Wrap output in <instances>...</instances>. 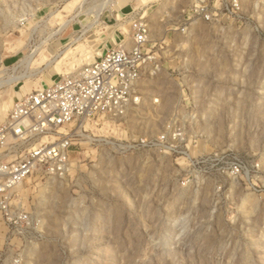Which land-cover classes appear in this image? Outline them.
Segmentation results:
<instances>
[{"label": "rangeland", "instance_id": "374dc122", "mask_svg": "<svg viewBox=\"0 0 264 264\" xmlns=\"http://www.w3.org/2000/svg\"><path fill=\"white\" fill-rule=\"evenodd\" d=\"M190 1L0 0V78L24 76L0 83V122L127 39L132 11L156 59L124 115L60 130L65 175L6 197L0 264H264V0L189 23Z\"/></svg>", "mask_w": 264, "mask_h": 264}, {"label": "built area", "instance_id": "2783aa9c", "mask_svg": "<svg viewBox=\"0 0 264 264\" xmlns=\"http://www.w3.org/2000/svg\"><path fill=\"white\" fill-rule=\"evenodd\" d=\"M239 4L240 0H191L184 20L211 21L218 13L238 11ZM127 16V39L107 48L93 62L57 75L50 84L14 96L0 122L3 209L10 192L33 172L66 174L72 135L60 131L62 128L96 115L122 116L139 100L142 76L148 67L155 66L156 59L146 48L151 34L147 17L134 11Z\"/></svg>", "mask_w": 264, "mask_h": 264}, {"label": "bare ground", "instance_id": "6f19581e", "mask_svg": "<svg viewBox=\"0 0 264 264\" xmlns=\"http://www.w3.org/2000/svg\"><path fill=\"white\" fill-rule=\"evenodd\" d=\"M66 25L64 24V27H65ZM63 27V26H62ZM84 32L86 31V30H83ZM83 32V33H84ZM65 52V50H63L62 52L60 51V53L57 55V57L59 56V57H62L61 55L63 54ZM30 58H31V56H29ZM33 57V56H32ZM25 59V58H24ZM55 59V58H54ZM57 59V58H56ZM22 60V59H21ZM26 60V59H25ZM29 61V59L27 60V62ZM52 61H54V60H52ZM50 64V63H49ZM22 75H20V76H16V77H9V78H7L6 80H4V79H1L0 78V83H5V82H9V83H12V82H15L16 80H18L20 77H21ZM29 76V75H28ZM22 77H24V76H22Z\"/></svg>", "mask_w": 264, "mask_h": 264}, {"label": "crops", "instance_id": "0c3cea01", "mask_svg": "<svg viewBox=\"0 0 264 264\" xmlns=\"http://www.w3.org/2000/svg\"><path fill=\"white\" fill-rule=\"evenodd\" d=\"M107 48H109V47H105V48H104V47H102V52H103V51H105Z\"/></svg>", "mask_w": 264, "mask_h": 264}]
</instances>
